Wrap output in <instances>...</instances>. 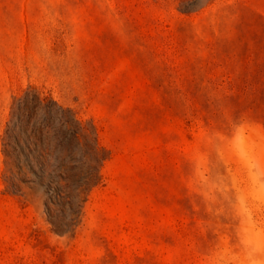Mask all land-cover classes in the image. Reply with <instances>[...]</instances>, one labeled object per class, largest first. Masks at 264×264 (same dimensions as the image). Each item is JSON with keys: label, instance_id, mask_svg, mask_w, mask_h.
Here are the masks:
<instances>
[{"label": "rangeland", "instance_id": "rangeland-1", "mask_svg": "<svg viewBox=\"0 0 264 264\" xmlns=\"http://www.w3.org/2000/svg\"><path fill=\"white\" fill-rule=\"evenodd\" d=\"M0 264H264V0H0Z\"/></svg>", "mask_w": 264, "mask_h": 264}, {"label": "trees", "instance_id": "trees-1", "mask_svg": "<svg viewBox=\"0 0 264 264\" xmlns=\"http://www.w3.org/2000/svg\"><path fill=\"white\" fill-rule=\"evenodd\" d=\"M34 138H35V137H34ZM35 140H40V139L35 138ZM31 145H32V146H36V143H28L27 146H28V151H29V152H31V149H30V146H31ZM60 178L62 179V177H60ZM66 179H67V178H66Z\"/></svg>", "mask_w": 264, "mask_h": 264}]
</instances>
